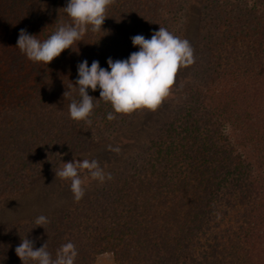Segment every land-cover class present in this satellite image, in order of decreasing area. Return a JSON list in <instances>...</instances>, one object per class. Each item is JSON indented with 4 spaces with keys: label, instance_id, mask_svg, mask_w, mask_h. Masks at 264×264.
Listing matches in <instances>:
<instances>
[{
    "label": "trees",
    "instance_id": "obj_1",
    "mask_svg": "<svg viewBox=\"0 0 264 264\" xmlns=\"http://www.w3.org/2000/svg\"><path fill=\"white\" fill-rule=\"evenodd\" d=\"M184 1L115 0L102 31L89 27L45 65L16 47L19 31L47 39L70 22L68 0H0V199L134 125L146 108L108 120L113 109L99 88L88 90L97 99L92 123L69 118L71 99H79L77 66L95 60L107 69L108 58L139 50L131 37L150 39L159 27L182 34L185 22L173 15ZM210 8V31L198 36L209 51L186 71L178 109L146 149L112 155V179L98 194L43 227L1 224L0 264H22L15 248L24 237L35 248L46 242L53 258L71 241L75 264H94L102 251L118 264H264V0H214ZM47 101L53 105L42 106ZM59 114L65 120L54 121Z\"/></svg>",
    "mask_w": 264,
    "mask_h": 264
},
{
    "label": "clouds",
    "instance_id": "obj_2",
    "mask_svg": "<svg viewBox=\"0 0 264 264\" xmlns=\"http://www.w3.org/2000/svg\"><path fill=\"white\" fill-rule=\"evenodd\" d=\"M114 3L115 0H68L63 10L69 23H61L44 40L28 34L26 29H20L16 47L29 61L47 65L64 50L82 41L89 27L92 32L102 31L103 22L108 17L107 10ZM131 43L134 47L138 46L139 50L131 53L127 59L114 61L108 58L107 69L95 60L90 66L87 60L78 64V79L76 86H72L78 89L79 99H71L68 105L70 119L92 123L90 117L97 106L94 103L97 99L89 95L88 90L95 92L97 88L100 89L99 99L110 103L113 109L107 113L108 120L115 119L114 114H129L141 108L154 110L170 94L179 69L194 63L189 41L174 35L165 27H159L150 39L135 35L131 37ZM63 95L69 97L71 90L65 91ZM62 165L55 176L70 182V191L76 202L85 195L86 181L82 173L86 172L91 180L100 183L112 179L111 174L106 173L96 159H73ZM47 223L48 218L44 215L35 219L39 227ZM15 254L22 264H75L78 251L75 244L69 241L57 249L53 258L46 242L35 248L34 241L24 237L15 248Z\"/></svg>",
    "mask_w": 264,
    "mask_h": 264
},
{
    "label": "rangeland",
    "instance_id": "obj_3",
    "mask_svg": "<svg viewBox=\"0 0 264 264\" xmlns=\"http://www.w3.org/2000/svg\"><path fill=\"white\" fill-rule=\"evenodd\" d=\"M211 1L214 0H185L184 6L182 5L183 9L176 10L179 15L177 13L173 15L174 23L179 19V16L185 22L184 27L181 29L183 32L180 34L183 35L182 39L189 41L193 49L194 63L179 69L176 82L172 89H170V94L163 99L156 109L146 108L137 117L134 125L115 134L110 141L111 145L80 155L75 158L76 160L96 159L100 162V166L106 173H111L109 168L114 164H112V155H120V158L129 159V157L141 153L143 149H146V146L155 137L164 120L168 118L170 113H174L178 109L177 107L181 103L179 96L186 90V86L182 81L186 75V71L194 69L195 65L198 68V60H201L200 55L203 57L205 51H209L205 47L206 42L202 41L198 36H203V32L201 31L205 27L210 31L208 23L212 17L210 8ZM180 34H178V37H181ZM56 97L57 99H63L58 95L54 96V98ZM183 99L184 97L182 95L181 100ZM53 101L57 103L56 99H53ZM45 105L49 107L53 104L47 101L42 103V106ZM65 118L66 115L61 116L59 114L53 117V120L59 121L61 119L65 120ZM52 166L54 167V164ZM59 168L61 167H54V172L47 173L24 191L0 199V225L3 223L35 220L40 215L51 218L62 211H66V208H69L73 203H77L70 191V182L61 180L55 176V172ZM81 175L86 181L85 195L80 200L83 202L86 199L91 200L98 194L101 183L91 180L86 172ZM261 255L263 259L264 254L261 253ZM94 264L118 263L115 262L111 251H102L96 254Z\"/></svg>",
    "mask_w": 264,
    "mask_h": 264
}]
</instances>
